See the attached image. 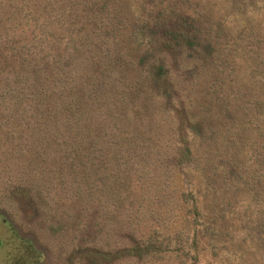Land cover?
<instances>
[{
	"label": "rangeland",
	"instance_id": "obj_1",
	"mask_svg": "<svg viewBox=\"0 0 264 264\" xmlns=\"http://www.w3.org/2000/svg\"><path fill=\"white\" fill-rule=\"evenodd\" d=\"M0 264H264V0H0Z\"/></svg>",
	"mask_w": 264,
	"mask_h": 264
},
{
	"label": "trees",
	"instance_id": "obj_2",
	"mask_svg": "<svg viewBox=\"0 0 264 264\" xmlns=\"http://www.w3.org/2000/svg\"><path fill=\"white\" fill-rule=\"evenodd\" d=\"M38 37H40V36H38ZM26 56H27V58L24 60L25 62L27 61V63H28V62L32 61V59L30 58L29 54H27V52H26ZM186 152H187V150H186Z\"/></svg>",
	"mask_w": 264,
	"mask_h": 264
}]
</instances>
